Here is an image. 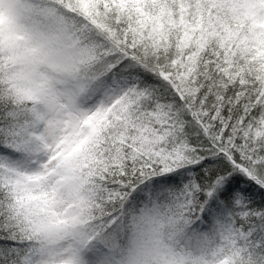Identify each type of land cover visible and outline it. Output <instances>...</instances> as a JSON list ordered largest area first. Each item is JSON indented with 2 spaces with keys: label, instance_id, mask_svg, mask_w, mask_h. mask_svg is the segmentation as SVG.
Segmentation results:
<instances>
[{
  "label": "snow or ice",
  "instance_id": "6c2138e0",
  "mask_svg": "<svg viewBox=\"0 0 264 264\" xmlns=\"http://www.w3.org/2000/svg\"><path fill=\"white\" fill-rule=\"evenodd\" d=\"M0 264H264V0H0Z\"/></svg>",
  "mask_w": 264,
  "mask_h": 264
}]
</instances>
